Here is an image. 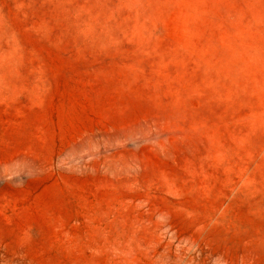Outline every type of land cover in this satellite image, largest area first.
Segmentation results:
<instances>
[{
    "label": "rangeland",
    "instance_id": "1",
    "mask_svg": "<svg viewBox=\"0 0 264 264\" xmlns=\"http://www.w3.org/2000/svg\"><path fill=\"white\" fill-rule=\"evenodd\" d=\"M0 264H264V0H0Z\"/></svg>",
    "mask_w": 264,
    "mask_h": 264
}]
</instances>
